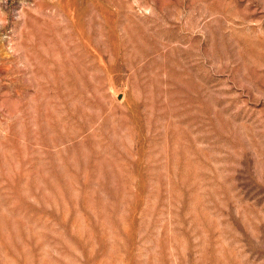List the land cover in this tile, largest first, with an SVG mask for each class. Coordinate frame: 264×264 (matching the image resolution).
<instances>
[{"label": "rangeland", "instance_id": "1", "mask_svg": "<svg viewBox=\"0 0 264 264\" xmlns=\"http://www.w3.org/2000/svg\"><path fill=\"white\" fill-rule=\"evenodd\" d=\"M0 264H264V0H0Z\"/></svg>", "mask_w": 264, "mask_h": 264}]
</instances>
